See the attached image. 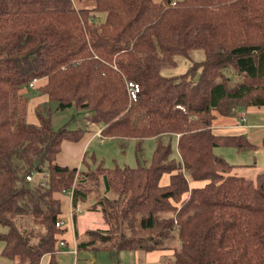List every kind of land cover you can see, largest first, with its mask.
Segmentation results:
<instances>
[{"label":"trees","instance_id":"16d2710c","mask_svg":"<svg viewBox=\"0 0 264 264\" xmlns=\"http://www.w3.org/2000/svg\"><path fill=\"white\" fill-rule=\"evenodd\" d=\"M81 1L0 0L1 254L12 264H40L48 254L58 264L71 228L56 225L66 213L62 190L75 182L73 206L99 210L105 223L75 230L78 252L173 249L171 264H264V172L239 175L215 152L254 143L212 127L216 113L264 106V0ZM96 12L105 19L95 21ZM194 49L206 56L197 81L196 67L161 74ZM228 69L243 79L231 86ZM35 79L55 109L88 110L105 137L138 139L141 148L145 138L176 134L177 157L159 141L149 166L92 169L85 155L80 168L59 164L65 141L94 131L54 130L52 109L26 124L30 98L20 92ZM131 80L140 85L136 102ZM34 172L40 178L28 181ZM161 209L172 215L162 219Z\"/></svg>","mask_w":264,"mask_h":264},{"label":"rangeland","instance_id":"374dc122","mask_svg":"<svg viewBox=\"0 0 264 264\" xmlns=\"http://www.w3.org/2000/svg\"><path fill=\"white\" fill-rule=\"evenodd\" d=\"M76 3L77 0H75ZM88 0H86L87 2ZM106 17V13L96 12L94 13V20L95 21H103ZM205 51L203 49H194L191 50L189 56L185 57L183 55L176 56V66L175 67H168L162 69L161 74L168 76V77H178L185 72H188L191 68L196 67L195 73L192 75L193 81H197L200 77L202 71V62L205 60ZM229 77L234 79V81L230 82L231 86L236 84V79H243V78H235L231 69H228L226 72ZM235 76V77H234ZM221 79V78H219ZM224 79V77H222ZM192 80V79H191ZM37 82V81H36ZM128 84V82H127ZM24 93L28 98H30V104L28 106V113L29 116L27 117L26 124L35 122V120L40 123V115L44 116V118L48 117V110H51V114L49 116L50 125L54 130H75L79 128L88 129L87 119L85 116L89 113L88 110H78L75 107H69L66 109H55L56 102L49 99L47 95H45L46 99L39 100L41 101L39 104H36V101H33L35 96L42 95L41 91H39L35 87H30L25 85L21 88V92ZM41 106V111L38 112V107ZM244 107H238L235 109V114L229 115L233 117V119H237L236 113L238 114L239 118V125H244V121H241V113H245ZM226 116V115H225ZM236 116V117H235ZM33 117L36 119L33 120ZM220 116H218L217 122L220 121ZM261 122V121H260ZM34 123V124H38ZM95 123V122H93ZM263 123V122H261ZM101 125L95 123L92 129L94 132V136L86 145L84 150L85 159L90 163L91 168H96L100 163H103V166L106 168H113L115 166L123 167H137V166H149L151 164L153 152L157 146V142L161 141L164 144H170L174 149V155H178L176 152V144H177V135L176 134H165L160 135L159 137H149L143 139L141 141V148L138 147V139L134 138H110L105 137L102 134ZM254 143V142H253ZM245 144V142H244ZM263 145V143H261ZM264 146V145H263ZM216 153L221 155L223 158L227 160L228 163L234 165L235 171L238 170L239 175L247 176L250 178H254L256 176L255 172H253L254 168H260L259 171L264 172V167L260 165H256V154L261 153L262 148L259 145L254 144V148H245L239 149L237 146L230 145V144H221L215 147ZM255 154V155H254ZM95 156L96 161L92 158ZM177 157V156H176ZM254 166V167H253ZM83 168H86L83 165ZM243 168H249V170L244 171ZM249 174V175H248ZM252 174V175H251ZM32 176L31 182L36 180V178H40V174L38 172H34L29 174ZM74 181H77V175H75ZM108 199H113L115 197V192L110 190L107 193ZM103 197V196H102ZM101 198V197H100ZM69 207V206H68ZM82 208V207H81ZM101 208V207H100ZM84 210V207L82 208ZM86 209V207H85ZM158 215L162 217V219H166V217L172 215L171 211H163V209L157 211ZM84 217H79L80 227L84 228V226H89L90 228H100L105 227L104 219L102 213L98 210L96 212H88L84 210L83 213ZM83 219L84 223H83ZM75 224V221H74ZM8 229L0 224V233L6 232ZM137 233H143L140 230H137ZM149 233H155V231H150ZM4 246V243H0V264H12V261L1 254V250ZM68 250V251H67ZM71 251L72 253H70ZM63 252V253H60ZM65 252V253H64ZM59 253V254H58ZM145 254V253H142ZM141 257L133 255L131 252H127L126 250L121 251H108V252H89V251H80L69 247L68 244L65 245L63 249H60L57 252L56 259L58 260V264H93L94 260L97 264H136V261L140 260L138 264H144L142 259H145L146 255H142ZM76 255V256H75ZM48 254H46L40 264H48L49 260ZM151 264H171L167 259L162 260L161 262H152Z\"/></svg>","mask_w":264,"mask_h":264},{"label":"crops","instance_id":"0c3cea01","mask_svg":"<svg viewBox=\"0 0 264 264\" xmlns=\"http://www.w3.org/2000/svg\"><path fill=\"white\" fill-rule=\"evenodd\" d=\"M91 1L89 0V2ZM81 2H82L81 3L82 6L91 4V3L86 2V0H82ZM41 99L45 100L46 99L45 95L35 96V98H33V101H36V104H39L41 102L39 100ZM245 112H246V119H245L246 121L244 122V125H239V118H238L237 113H236L237 119H233V117L231 116H225V115L216 113L217 117L215 118L213 126H212L213 131L215 134H218V135H240L241 134L247 138L246 140L250 141L251 143L254 142L255 145H259L262 148V150H261V153H255L256 154V160H255L256 165L254 166L256 167L260 165V167L261 166L264 167V146L261 144L264 139V106H261V107L250 106L245 109ZM28 116H29V113H28ZM218 116H220L221 118L219 122H217ZM35 119L36 118L33 117V120ZM260 121L263 123H261ZM32 123H38V121L35 120V122H32ZM88 126L90 127L89 123H88ZM90 128H93V127H90ZM94 135H95L94 133L87 134L84 139H82L80 142H77V143L65 141V143L63 144L62 150L58 155L57 162L61 165L77 166L78 168H80L82 165L81 159H83L84 150L86 148V145L89 142V140L92 139ZM243 169L244 171L249 170V168H243ZM259 169L260 168L258 167L254 168L252 173L255 172L257 176L259 173L262 172V171H259ZM236 172L238 174L239 171L236 170ZM169 182H170V175L165 174L161 179V184L167 185ZM205 182L207 181H193L190 183V186L191 187H197V186L201 187L206 184ZM69 201H70L69 198L65 196V199L63 202L66 206V212L68 211V208H69L68 207L70 203ZM92 212H96V211H92ZM83 213L80 214L81 217H84ZM79 217L77 219L76 225L74 224V226L70 228L69 233H68V240L70 241L69 247H72V248L75 247L77 244L75 230L78 229L80 233H82L87 228H90L89 226H84V228H81L80 222L82 223V221H80ZM84 220L85 219H83V223H84ZM85 251L92 252L90 250H85ZM126 251L131 252L133 255L139 256V257H141L142 253H145V254H142V255H146L145 259H142L144 264H151L152 262L159 263L164 259H167L170 262L171 255L174 253L173 249H154V250L148 251L147 253L143 251H139V250L133 251V252L131 250H126ZM69 252L72 253L71 251ZM100 252H108V251H100ZM60 253H63V252H60ZM94 253H98V252H94ZM139 261L140 260L136 261V264H138ZM93 262H94L93 264H97L95 260Z\"/></svg>","mask_w":264,"mask_h":264},{"label":"built area","instance_id":"2783aa9c","mask_svg":"<svg viewBox=\"0 0 264 264\" xmlns=\"http://www.w3.org/2000/svg\"><path fill=\"white\" fill-rule=\"evenodd\" d=\"M37 79H35L34 81H32L28 86L30 87H33L34 84L36 83ZM127 89H128V93H129V97H130V100L131 101H138L139 99V96H140V85L135 82V81H128V84H127ZM240 115L241 116V121H244L246 119V115L245 113H241ZM95 123L91 122L89 123L90 127H93ZM26 179L28 181H31L33 178L31 175H27L26 176ZM42 184H44V182H42ZM74 190H75V182L70 185V186H66V187H63V193L65 195L68 196L69 198V208H68V211L66 212L65 215L62 216L61 219H59L57 222H56V225L57 226H63L64 224L68 223L70 225V227L72 228L74 226V220H75V215L77 213H82L83 212V209L81 207H75L73 206V195H74ZM61 244H59L60 248L63 249L66 245V242L64 241H61L60 242ZM75 250L77 249V247H73Z\"/></svg>","mask_w":264,"mask_h":264}]
</instances>
